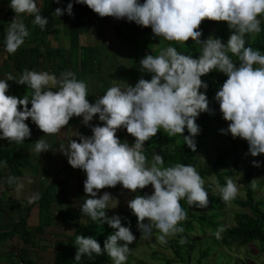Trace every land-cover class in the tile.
<instances>
[{
    "label": "clouds",
    "instance_id": "1",
    "mask_svg": "<svg viewBox=\"0 0 264 264\" xmlns=\"http://www.w3.org/2000/svg\"><path fill=\"white\" fill-rule=\"evenodd\" d=\"M54 2L59 4L61 0ZM74 3L86 5L100 18L112 17L142 28L150 27L154 38L169 45L183 46L191 40L199 46L196 58L172 46L163 48L159 55L145 53L137 70L151 74L150 79L141 76L134 86L127 84L124 88L114 84L103 95L96 96L94 103L87 99L86 82L78 80L72 71L62 72L57 78L47 71L25 69L19 77L8 73L0 79V140L10 145L25 143L31 137L26 123L30 118L43 133L33 142L32 149L40 155L51 150L43 137L60 135L73 117H82V124L90 127V136L79 133L78 140L59 144L57 151L73 169H80L86 175L83 181L86 199L79 205L81 215L107 224L113 231L104 240L103 249L95 238L77 235L74 260L79 262L82 257L93 260L94 254L106 253L112 264H127L133 252L129 245L136 237L130 221L125 227L120 215L106 214V209L116 208L119 201L107 191L97 198L102 189L120 185L129 193H139L151 186V194H136L126 205L137 219L140 239H151L155 230L161 244L184 232L180 225L188 219V214L182 200L190 208L209 207L205 180L194 166L177 163L161 167L164 158L159 154L154 155L149 166L143 154L145 142L161 130L169 138L183 137L184 144L196 151L195 137L201 131L196 119L201 113L214 114L203 76L219 72L227 77L213 98L219 104L223 120L228 122L226 129H220L221 134L246 141L252 157L264 154V54L246 46L245 39L246 36L255 39L261 31L264 0H143V3L140 0H69L66 8L57 7L52 16L65 13L73 16ZM9 7L15 16L6 32L4 48L12 55L29 35L20 20L22 15L34 16L32 23L41 30L49 20L42 17L36 0H10ZM204 21L226 23L231 32L227 41L212 34L202 40ZM9 81L26 85L31 96L9 95ZM97 115L101 123L93 126L90 122ZM121 129H126L134 143L121 142L117 136ZM185 129L188 135H184ZM3 166L7 167V161ZM252 166L259 168L261 162L253 160ZM7 182L12 184L15 178L9 177ZM250 184L253 189L257 187L255 179ZM22 187L17 185L16 190ZM215 190L229 207L239 194L230 176L226 177L224 186L216 182ZM38 199L39 195L34 194L28 203ZM110 202H115L112 207ZM224 231V226L219 227L216 238H221ZM179 242L184 244L185 240L182 238Z\"/></svg>",
    "mask_w": 264,
    "mask_h": 264
},
{
    "label": "trees",
    "instance_id": "2",
    "mask_svg": "<svg viewBox=\"0 0 264 264\" xmlns=\"http://www.w3.org/2000/svg\"><path fill=\"white\" fill-rule=\"evenodd\" d=\"M7 1L8 12L5 14L6 18L4 16L0 19V45H4L6 35L5 28L9 25L8 17L10 16V0ZM68 2L69 0H61V3L57 4L54 0H41V4L39 6L41 15L42 17L48 18L49 22L43 30H41L39 26L34 25V28H31L30 30L32 35H35V38L30 40L35 41V39H37L42 43V37L47 33H51L53 36L57 34L59 29L56 26L58 24L65 25L69 39L68 48H44L41 52L40 49L35 46L30 48L20 47L15 54L9 56V60L11 61L10 71L12 73H22L25 69L42 71L46 69L47 66L54 74L60 75L62 72L72 71L76 74V78L78 80L84 81L86 74L93 73L98 69L97 59L99 57V52L97 55L96 50L94 49L91 50L86 47H78V30L82 26V21L79 16L85 7L74 3L73 16H69L67 13L60 17L52 16V13L57 7L64 9L67 7ZM213 24L215 23L210 21H204L202 23V40L207 38L208 29ZM260 27L261 31L255 36V39H253L252 36L245 37L247 41L246 46H251L253 49H259L261 50V53L264 54V21H262ZM140 29L143 31L146 30V28ZM148 30L152 33L150 27ZM214 36L221 38L224 42L227 41L229 37V29L227 28L226 23L220 22V24H218L214 31ZM159 40L161 39L154 38L153 35H150L148 39L143 41L142 45H139L140 47L134 54L136 56L135 59L144 57L145 53L150 54V52H145V50L150 49L155 43H158ZM163 44H166L164 47H176L179 52L190 54L194 58L199 55V46L191 40L186 42V45L183 46L176 43L169 45L167 41H163ZM41 45L45 44L42 43ZM162 46L163 45H158V47L151 53L154 55L157 54ZM232 59L235 60L236 58L232 57ZM145 77V79L151 78V76ZM203 77L201 79L208 84L206 95L210 102V108L214 110V114L201 113L196 119V123L201 129L199 135L195 137L197 145L196 151L193 152L186 144H184L183 137L177 136L169 138L164 134H160V132H162L161 130L158 132L156 137H153L151 140L145 142L143 154L147 157V162L151 161V158L153 159L154 156H152V154H154V150L157 148L156 145L160 144L162 148L156 150L158 154L164 158V164L161 167H169L177 163L191 165L197 150L207 141L208 137L219 136L221 134L215 117L217 112L220 113L219 104L213 98L216 91L219 90L227 77L223 73L219 72H211ZM200 91L203 92L204 89H201ZM184 135H188L187 129H185ZM25 146V143H13L11 145L8 143L7 145L0 146V184H7L9 177L22 175L24 167L26 166V160L20 152L21 148ZM166 146L168 148H166ZM247 155V142L242 139H238L237 141L234 139L232 140L229 149L221 151L214 157L213 160L207 162L204 166L197 168V171L204 180L213 175L216 182H218L221 186H224L226 183V177L230 172V170L225 169V167L229 166L231 169H238L243 165V178L246 184L243 199L238 198L234 200V203L238 206V209L233 214L234 223L231 226L225 227V231L221 233V238H212L211 243L197 251L195 264H202V259L208 255L209 251L211 252L212 247H214L217 243L228 244L230 243L229 241H233L240 246L254 243L258 252L264 255V188L262 196L257 198L254 196V189L249 184V180L255 178L259 173V169L252 166V161H259V158L252 157L250 154L246 157ZM245 158L247 159L245 160ZM4 161H7V167L3 166ZM205 188L207 191L209 190V187L205 186ZM142 192L143 190L141 193ZM38 195L39 199L35 202L37 204V223L33 230L27 228L26 219L28 216V206L27 208L25 207V212L18 210L16 220L8 223L5 227H0V243L15 236L24 244H28L32 248L37 247V240L35 238L43 235L45 228H47L51 223L49 209V204L51 198L53 197L51 187L46 185ZM209 200V207L206 209L190 208L186 201H181L183 208L188 214V219L181 222L180 225L184 228V232L175 237H170L168 239V243L164 245L166 249H170L174 258L160 257L155 259L156 261L162 262L163 264H186V254L189 251L188 246H190L189 242L191 241V238L187 234L192 232L195 228H197L200 232H203L204 229H209L212 234L216 232L217 226L220 224L218 221L220 210L223 209L225 203L222 202L218 192L210 193ZM12 201L13 200L8 196H5L4 199L3 194L0 195V214L6 207L11 208L14 206L11 204ZM117 213L122 218V225L128 227L130 221L131 226L137 227V219L131 214V211L120 209ZM100 225L101 224L99 222L97 223V221H92L88 216L78 218L76 225L73 227V233L67 235L64 241H56L53 244L55 253L51 264H105L109 261L110 258L106 253L99 256H95L94 254L95 258L93 260H88L87 257H82L79 262H75L74 260L76 252L74 245L77 235L95 238L103 249V242L111 232L103 230ZM153 233L157 232L153 230ZM182 238L185 240L184 244L179 242ZM12 253L15 260H10L9 264H35L33 258L28 255L27 249L23 247H18V249L12 251ZM153 256V254H150L151 258H153ZM224 256L225 255L218 254L217 260L220 263L224 262ZM134 264L144 263L137 260Z\"/></svg>",
    "mask_w": 264,
    "mask_h": 264
},
{
    "label": "crops",
    "instance_id": "3",
    "mask_svg": "<svg viewBox=\"0 0 264 264\" xmlns=\"http://www.w3.org/2000/svg\"><path fill=\"white\" fill-rule=\"evenodd\" d=\"M36 2L39 7L41 4V0H36ZM7 3V0L0 1V19H2L8 12ZM83 6L85 7V9L82 10L79 16L82 21V26L78 30V47H86L91 50L94 49L96 50L97 55L99 52V57L97 59L98 69L95 70L93 73L86 74L84 80L88 85L89 96L87 97V99L90 103H94L96 96L103 95L106 90L114 84L120 86L121 88L126 87L127 84L133 86L135 85V80L130 79L128 76V74L132 72L130 70L124 71V68L121 65L124 64V66H128L130 64L131 58L135 62H137V59H133L130 54L128 55V41L124 46L118 45L117 41L120 42V40L115 37V34L117 33L114 32L113 38H111L110 34L112 25L109 26L108 24H106L107 17L106 19L100 18L94 12H92L86 5ZM9 12L10 16L8 18L10 20L9 25L5 28V32H7L10 26V22L14 19L15 16V13L11 9H9ZM34 18V16L27 14H24L20 17L21 22L26 25L29 32L31 28H34L32 23ZM56 27H58L59 31L55 36H53L51 33H47L45 36L42 37V43H44L45 45H41L42 43L39 42L37 39H35V41L30 40L32 38H35V35H32V33L30 32L29 35L25 38L24 44L21 47L30 48L32 46H35L40 49L41 52L44 50V48H68L69 39L67 35L66 26L58 24ZM106 43L111 45H106ZM110 46H112L113 51H111V54L108 57L109 59H107L106 49ZM157 47L158 46L152 49V51H154ZM9 56L10 55L5 51L4 45H0V79H3L8 73H12L10 71L11 61L9 60ZM102 64L106 65L101 69ZM42 71H47L50 74H54L53 72H51V70H49L47 66L46 69ZM36 72L41 71L38 70ZM12 74L16 77H19L21 73ZM54 75L57 78L60 77L59 74ZM8 83L10 85L8 92L9 95H15L20 98H22L24 95H28L29 97L31 96V90L27 89L26 85H18L14 81H9ZM55 90L56 89L53 88V91ZM28 106L29 108L31 107L30 104ZM26 123L31 129V137L25 140L26 146L22 147L20 152V154L26 160V166L24 167L22 175L14 177V183L0 184V194L11 198L13 200L11 204L14 205L11 208L6 207L1 212V215L3 214L4 216V213L6 211L9 212L8 210L12 209L15 210L16 213H18V210L25 212L26 208L29 206V209L27 210V217H29V213H31V211H34L36 215V222L33 225L35 226L37 223V204H29L28 198L34 194H39L46 185H49L52 189V194L54 197L51 198L49 204L51 223L47 228H45L43 235H41L40 237L45 236L46 229L49 228V232L50 230H53V237L51 236V239L49 241H51V248L52 250H54L53 244L56 241H64L67 235L72 234L73 227L76 225L77 219L85 216L81 215L79 205L82 204L86 199L83 190V181L86 179L85 173L80 169H73L67 163V158L60 154L57 150L59 144L61 143L67 144L70 139L78 140L77 136L79 135V133L85 136H90L92 133L90 127L84 126L82 124V117H73L70 120L69 125L65 126L61 130L60 135L43 137V139H45L51 146V150L43 152L39 155L32 150L34 148L33 142L41 138L43 136V133L37 129V127L31 122L30 118L26 121ZM90 123L93 126L100 124L101 122L98 119V115L95 116L93 118V121H91ZM117 136L121 140V142H127L129 143V145L134 143V138L127 134L126 129L119 130L117 132ZM7 144L8 142L6 140H0V146H4ZM29 160H31V166H29L30 168H28ZM17 185H23V187L20 188L19 191H17ZM105 191L111 193V195L116 198L120 203V200L124 198V195H129V192H127V190H123L122 186L117 185L115 188L102 189L98 193L97 198H99V196H102ZM112 206V204H109V207ZM124 208L125 207L122 206V208H119L118 210ZM127 209L128 208H126V210ZM67 228L71 229V232L66 231ZM64 231H66L65 238L56 236L60 234L62 235Z\"/></svg>",
    "mask_w": 264,
    "mask_h": 264
},
{
    "label": "rangeland",
    "instance_id": "4",
    "mask_svg": "<svg viewBox=\"0 0 264 264\" xmlns=\"http://www.w3.org/2000/svg\"><path fill=\"white\" fill-rule=\"evenodd\" d=\"M140 2L143 3V0H140ZM9 15H10V12H9ZM110 18H107V19L105 18V19L107 20L106 24H108L109 26L112 25L111 34H110L111 38H113V32L117 33L115 34V37H117L120 40V42L117 41V44L123 45V46L126 45L127 41L129 40L128 45L130 47V50H128V55L129 54L131 56L133 55L132 57L133 59H135L136 56L134 54L140 47L139 45H142L143 41L145 39H148V37L153 34L150 33L148 28H146L145 31L141 30L140 28L142 27L137 26L133 22H127L126 20H116L114 18H111V19ZM9 20L10 19L8 18V22ZM214 23L215 24L211 25V27L208 29L207 37L210 34L214 35L215 29L217 28L218 24H220V22L219 23L214 22ZM230 34L231 32L229 30V35ZM106 45H111V44L106 43ZM158 45H163L160 51L163 48L168 47V46L164 47V45L166 44H163V40L161 39L158 41V43H155L152 48H150L149 50H145V52H150V54H152L151 53L152 49H154ZM106 50H107L106 51L107 59H109L108 57L111 54V51H113V48L112 46H110ZM160 51L158 52L157 55H159ZM142 58L140 57L137 58V62H135L131 58L130 64L128 66H124V64L121 65L123 66L124 71L130 70L132 72L128 74V76L130 79L135 80V83L138 81L139 78H141V76H143L144 78H146L145 76H151V74L141 73L137 70L139 66L138 65L139 60ZM105 65L106 64H102L101 69ZM215 117H216V122L219 125L220 129H226L228 127V122L223 120L221 113L217 112L215 114ZM160 134H164V133L160 132ZM238 139L239 138H236L235 140L237 141ZM232 140L234 139L231 137L230 134L228 135L220 134L219 136L208 137L207 141L197 150L196 155L194 156L191 165L194 166L196 169L198 167L204 166L205 164H207V162L213 160L214 157L218 153H220L221 151L225 149H229ZM156 147H157L156 148L157 150L162 148L160 144L156 145ZM166 148L168 147L166 146ZM156 149L154 150V154H152V156L158 154ZM248 155L246 157H248ZM257 157L259 158V161L261 162V167L258 168L259 169L258 175L255 178L249 180V184L252 180L255 179L257 187L254 189V192H255L254 196L258 198L262 196V191L264 188V154H261L260 156H257ZM246 159L247 158H245V160ZM150 160L151 161L148 162L149 166L151 165L152 158ZM30 162L31 160L28 161V164H29L28 168H30L29 166H31ZM242 168H243V165L240 166L238 169H231L229 168V166L225 167V169L230 170L229 175L227 177L230 176L239 188V194L236 197V199L238 198L243 199L244 192H245L246 182L243 178ZM215 184H216V180L213 175L205 179V186L209 187V190H208L209 194L217 192L215 190ZM152 191L153 190L151 186H148L147 188L143 190L142 193L141 192L134 193V194L129 193V195L127 196L124 195V198L120 200L121 203L119 202L116 208L106 209V214L109 217H111L114 214H118L117 210L119 208H122V206L125 207L124 209L127 208L126 199H131L136 194H140V195L151 194ZM3 198L5 199V195L3 196ZM114 203L115 202H112L110 204L113 205ZM237 209H238V206L234 203V201L232 202L231 207L225 204L223 209L220 210V216L218 217V221L220 224L217 226V229L221 226H224V228L231 226L234 223L233 214ZM8 211L9 212L6 211L4 213V216L3 214L2 215L0 214V227L1 226L5 227L12 220L16 219L17 213L15 212V210L12 209ZM35 219H36V215L34 211H31V213H29V217H27V228L28 229L33 230L34 228L33 224H35L36 222ZM100 226L101 228H103V230L112 232V229L107 224H104V225L101 224ZM70 230L71 229H68V228L66 229V231H70ZM52 231L50 230L49 232V228H48L46 229L45 236H42L40 238L36 237L35 239L38 241H37V247L35 248H32L28 244H24L22 241L19 240V238L15 236L2 241L0 243V264H9L10 260H15L13 258L14 255L12 251L17 250L18 247H23L27 249L28 255L33 258V260L35 261V264H51L54 250H52L51 241L49 240L51 239V236L53 237ZM66 231H64L62 235L60 234L56 236L65 238ZM131 231L133 235L136 237V240L131 245H129V247L133 249V252L129 256L127 264H134V262H136L137 260L142 261L144 264H163L162 262H158L155 259L160 258V257L174 258L170 249H166L164 247L165 244H161L156 239L159 233H153V236L151 239L143 240V239H140L141 234L137 230L136 226H131ZM187 235L191 238V241L189 242L190 246H188L189 251L186 254V264H195V259L197 258V251L205 247L207 244L211 243L212 238L217 239L215 236V233L212 234L209 231V229H204L203 232H200L199 230H197V228H195L192 232H189ZM229 242L230 243L228 244L217 243L216 244L217 246L215 245L214 247H212V250H214L215 252L212 250L211 252L209 251L208 255L202 259V264H247V263L248 264H264V255L258 252L257 247L254 243H249V244L240 246L234 243L233 241H229ZM150 254L154 255L153 258L150 257ZM218 254L225 255L224 262L220 263L217 260ZM105 264H112V261L109 260Z\"/></svg>",
    "mask_w": 264,
    "mask_h": 264
},
{
    "label": "built area",
    "instance_id": "5",
    "mask_svg": "<svg viewBox=\"0 0 264 264\" xmlns=\"http://www.w3.org/2000/svg\"><path fill=\"white\" fill-rule=\"evenodd\" d=\"M107 18H110V17H107Z\"/></svg>",
    "mask_w": 264,
    "mask_h": 264
}]
</instances>
